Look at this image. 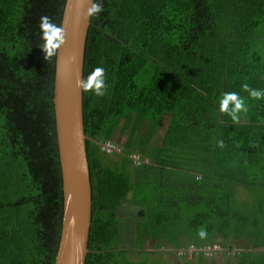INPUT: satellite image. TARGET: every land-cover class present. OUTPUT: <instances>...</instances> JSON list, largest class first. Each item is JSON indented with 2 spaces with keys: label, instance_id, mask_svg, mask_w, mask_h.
<instances>
[{
  "label": "trees",
  "instance_id": "obj_1",
  "mask_svg": "<svg viewBox=\"0 0 264 264\" xmlns=\"http://www.w3.org/2000/svg\"><path fill=\"white\" fill-rule=\"evenodd\" d=\"M99 2L83 78L103 67L108 87L103 97L82 92L91 184L85 264H130L115 254L137 252L135 242L159 240L156 229L171 226L197 248L218 236L223 245L242 239L253 250L236 254L237 264L245 252L255 254L247 264H264V197L245 210L234 199L239 187L264 194V100L242 91L245 83L264 89V0ZM64 4L0 0V264H54L57 253L63 194L55 57L44 59L38 25L44 15L60 25ZM230 91L249 106L238 124L219 111ZM163 118L148 160L136 161L129 151L141 128L150 135ZM110 141L109 154L124 159L117 168L102 149ZM126 200L145 212L134 224V250L111 245Z\"/></svg>",
  "mask_w": 264,
  "mask_h": 264
},
{
  "label": "water",
  "instance_id": "obj_2",
  "mask_svg": "<svg viewBox=\"0 0 264 264\" xmlns=\"http://www.w3.org/2000/svg\"><path fill=\"white\" fill-rule=\"evenodd\" d=\"M77 14V0H65L60 25L66 30V43L55 56L52 99L63 194L61 231L54 264H85L91 225V184L82 91L75 86L76 80L83 78L90 18H81L77 23ZM68 55L77 57L70 66L64 63Z\"/></svg>",
  "mask_w": 264,
  "mask_h": 264
},
{
  "label": "rangeland",
  "instance_id": "obj_3",
  "mask_svg": "<svg viewBox=\"0 0 264 264\" xmlns=\"http://www.w3.org/2000/svg\"><path fill=\"white\" fill-rule=\"evenodd\" d=\"M260 49L264 48L263 42L259 43ZM168 119L163 118L157 126L154 128H150L152 130V134H146L143 132L141 128L140 137L141 140L137 139V141L133 142L131 146V150L129 151L131 156L134 159L140 160H148V154L150 152V145L155 143L157 139H161L163 130L165 129L166 123ZM2 119L0 118V124ZM146 127V124L143 125V128ZM116 134V132H115ZM153 138L148 141V143L142 142L143 138ZM110 141L105 144L102 148L106 151L107 159H109L110 166L117 168L118 165L124 161L123 157L118 158L115 156H111L109 153L112 151L113 146ZM120 146H117L118 149ZM144 155L141 154V151H144ZM147 150V151H146ZM113 162V163H112ZM188 166V168L192 169V164H184ZM181 167V166H180ZM186 168V167H183ZM236 195L234 197L239 208L245 210L246 208H250L253 203L257 200H261L264 197V194L261 193V190L258 189H245L238 188L235 192ZM123 208L118 210L116 221L120 226L118 231V236L112 242V247H117L120 249H137V252H124L123 254L116 253V257L124 259L130 264H237V256L236 254L247 251L246 249L249 245L240 240H233L231 237V246L229 249L225 246H228L229 240L225 241L226 244H222V240L218 236L214 242V245L209 246V241L204 243L202 248H197L192 246V238L187 237L185 234H182L181 228L176 227H164L156 229V234L159 236V240L150 239V241H146V239H142L140 241L135 242L134 248V224L138 220H142L145 216V212L143 209L130 208V202L128 200L124 201ZM191 239V242H190ZM189 241V242H188ZM203 245V244H202ZM249 250H253V247H249ZM201 251H204L202 253ZM255 257V254L252 252H245L243 255L244 264H247L249 260H252ZM116 258V259H117Z\"/></svg>",
  "mask_w": 264,
  "mask_h": 264
},
{
  "label": "clouds",
  "instance_id": "obj_4",
  "mask_svg": "<svg viewBox=\"0 0 264 264\" xmlns=\"http://www.w3.org/2000/svg\"><path fill=\"white\" fill-rule=\"evenodd\" d=\"M87 7L84 8V5ZM83 9V11H81ZM103 4L99 0H77V23L81 18L88 20L91 17L98 16L103 12ZM40 39L42 44L39 45L44 53V59L50 60L57 56L58 51L66 43V30L63 26L52 22L51 17L44 15L39 20ZM77 60L75 55H68L64 59L66 66L74 64ZM106 70L103 67H95L93 71L86 77L77 79L75 86L82 92H92L97 97H103L106 94L107 85L105 83ZM242 91L248 93V97L253 100H264V89L251 88L247 83L242 85ZM219 111L230 117L234 124H238L242 118V114L246 115L249 106L246 99L235 91L225 92L219 101ZM217 146L224 147L223 140L217 141ZM198 236L204 238L206 232L203 228L198 231Z\"/></svg>",
  "mask_w": 264,
  "mask_h": 264
},
{
  "label": "flooded vegetation",
  "instance_id": "obj_5",
  "mask_svg": "<svg viewBox=\"0 0 264 264\" xmlns=\"http://www.w3.org/2000/svg\"><path fill=\"white\" fill-rule=\"evenodd\" d=\"M111 152V151H110ZM137 161V159H135Z\"/></svg>",
  "mask_w": 264,
  "mask_h": 264
}]
</instances>
